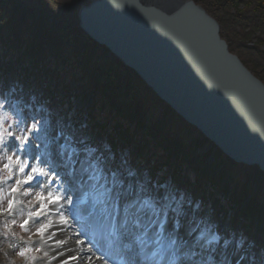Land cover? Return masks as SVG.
Segmentation results:
<instances>
[{
	"label": "trees",
	"instance_id": "trees-1",
	"mask_svg": "<svg viewBox=\"0 0 264 264\" xmlns=\"http://www.w3.org/2000/svg\"><path fill=\"white\" fill-rule=\"evenodd\" d=\"M76 1L72 6L67 0H0L1 130L11 122L17 130L21 127L17 111L22 105L33 110L30 125L42 120L43 110L57 118L65 116L70 127L59 124L68 139L86 141L97 156H108L110 166L126 162L125 168L142 183L160 189L167 185L171 197L177 192V202L188 196L192 204L200 205L199 233L206 236L209 228L211 234L221 235L219 224L229 218L230 234L237 230L238 245L250 242L251 258L262 264L264 173L254 165L230 160L132 69L92 40L79 27ZM192 1L216 21L222 13L232 25L243 28L250 23L237 43L254 50L264 63V0H255L248 15L245 0ZM255 30L263 37L250 44L248 38ZM226 43L264 83L262 64L253 63L255 70L251 69ZM6 90L9 100L2 108ZM22 129L25 132L26 127Z\"/></svg>",
	"mask_w": 264,
	"mask_h": 264
},
{
	"label": "water",
	"instance_id": "water-1",
	"mask_svg": "<svg viewBox=\"0 0 264 264\" xmlns=\"http://www.w3.org/2000/svg\"><path fill=\"white\" fill-rule=\"evenodd\" d=\"M79 27L230 160L264 173V84L192 0H90Z\"/></svg>",
	"mask_w": 264,
	"mask_h": 264
},
{
	"label": "snow or ice",
	"instance_id": "snow-or-ice-1",
	"mask_svg": "<svg viewBox=\"0 0 264 264\" xmlns=\"http://www.w3.org/2000/svg\"><path fill=\"white\" fill-rule=\"evenodd\" d=\"M42 130V125L35 121L26 126L22 135H16L8 129L0 130V147H7L8 138H11L18 141V144L13 146L27 152L32 145L33 136L41 138ZM61 139L64 140L63 143L53 141V148L49 155L58 163L48 171L42 167H34L29 161L21 160L20 156L12 154L7 157L8 163L3 164V169L8 174L6 178L14 174L13 165L15 164L20 173L30 169L23 180H16L17 185L31 184L36 181V186H39V177H45L49 184L55 183L61 177L62 169L69 185L75 187L76 195H82L90 202L91 207L99 213L100 222L106 221L108 234L126 242L130 250L140 245V250L143 252L151 241L162 258L164 253L171 255L172 264H215L216 250L205 247L204 233L201 232L199 236H196L194 235L196 229L185 226L187 212L182 202H177L166 190L161 191L158 185L140 182L136 173L125 168L126 162L110 166L112 162L108 156L106 154L97 156L96 150L89 147L86 141L75 142L63 137ZM34 158L39 159V157ZM17 190V187H13L11 192L15 193ZM25 194L28 193L25 192ZM36 201L39 202V207L34 213H30V216L40 217L49 205H59L57 211L62 222L67 224L60 209L65 204H73V195L52 191L45 194L43 191H37L33 202ZM14 203L15 201L10 199L4 211L11 212ZM27 224L28 220L25 219L20 227L24 228ZM50 227H52L51 222L41 224L37 234L43 237ZM219 240V236L213 235L208 243L219 242ZM56 243L62 245L66 241L57 240ZM80 243L82 241L77 240V244ZM30 251L32 249H21L18 255L23 257ZM58 255L63 254L58 253ZM150 255L154 257L157 252L151 250ZM148 258L149 255L143 258L136 255L130 264H141L142 259ZM69 259L76 260L77 257L71 256ZM244 259L245 257H240L236 264H242ZM61 264H68V260H63Z\"/></svg>",
	"mask_w": 264,
	"mask_h": 264
},
{
	"label": "rangeland",
	"instance_id": "rangeland-1",
	"mask_svg": "<svg viewBox=\"0 0 264 264\" xmlns=\"http://www.w3.org/2000/svg\"><path fill=\"white\" fill-rule=\"evenodd\" d=\"M245 1L248 3V8L244 9V13L248 15L251 11V7L254 6L255 0H245ZM68 2H69V5L73 6L74 0H67V3ZM89 2L90 0H87L86 3L83 0H77L75 2V4L77 3V6H78L77 13H78L80 6L87 5L89 4ZM238 6L239 8L244 7L243 3H240ZM230 12L233 13L234 10H231ZM217 19H218L217 21H219L220 24L222 25V28L221 26H219L220 36L226 42H229L233 46L235 51L238 50V54L240 55L242 59L245 60L246 65L250 66L251 69L255 70L253 63L255 64L261 63L262 67L264 68V63L261 62L259 57H257V54L254 52V50L243 49L237 43V42H240L239 40L244 38L246 33H248L249 31L248 26L250 25V23H246L243 28L241 25L239 26L238 24L232 25L230 21H228L229 19L227 18V16L223 15L222 13L219 14V18ZM262 37L263 36L260 35V32L255 30L254 33H252L249 36L248 42L252 44L254 43L255 40H257L258 38H262ZM261 48L264 50V45L261 46ZM257 68H258V71H261L259 67ZM260 77L264 78V74L260 75ZM7 91L8 90L5 91V94L7 93ZM77 107L79 106L77 105ZM26 110L27 109H25V111ZM23 111L24 109L19 112L18 117H20L21 122L25 124L24 120L27 121L28 114L31 115L32 113H29V112H32V111H29L28 113L25 114L26 118L24 120L22 117V113H24ZM44 116L46 119L48 117H51V119L49 118L50 122L49 121L47 122L45 118L42 120V122H45V121L46 122L41 124L43 127V130L40 133L41 138L38 139L34 135L35 139L38 142L37 143L39 146L38 148H35L34 145L32 144L27 150V152H25L24 150H20L18 147L13 146V145H17L18 142L12 140L11 138H8V146L6 148L0 147V170H1L0 172L2 173L4 172V175L6 174L5 176H8V174H7V171L3 169V164L8 163L7 157L12 154H15L16 156H20L21 160H27L28 156H32L33 159L29 161L32 166L42 167L45 169V171L49 170L48 163H50V160H48L46 153H45V150L47 149V145L52 143V147H53L54 140L59 141V143L64 142V140L61 139V137L63 138H67V137H65L64 132L60 129V124L65 126L68 123H67V119L65 116H62L60 118L58 117L57 122L55 121V118L51 113L44 115ZM7 129L9 131H13L11 130L10 125ZM0 130H1V127H0ZM22 130L23 129L21 127H18V132H19L18 135H22L24 133ZM34 157H39V159H35ZM27 171H30V169H26L25 173H20L17 170V166L14 164L13 165L14 174L10 178L0 177V264H39L40 261L46 260L49 257V251L47 248H45L40 243V240L42 239V237L37 234V229L40 227L41 224H45L49 222H51V225L52 224H56V225L63 224L62 218L59 212L57 211V209L54 211L56 212L55 216H53V214L48 213L49 208L51 207L59 208V205H49V208L45 210L44 212L45 218L41 222H38V223L32 222V216H30V213H34L39 207L38 201L33 202L36 192L43 191L45 194H47L49 190L45 189L41 185L25 186V184L23 183H21L20 185H17L16 180L17 179L23 180L24 176L27 174ZM64 176H65V173H64ZM33 182H36V181H33ZM59 184H60L59 186L62 185V187L65 188V191H67V193H65L66 195H73L74 197V202L72 205L65 204V206L60 209V211L63 212L64 218L67 220V222H73L75 219L78 218L80 208L83 204L84 198L82 195H79V196L76 195L75 187L72 185H69L66 177H63V181L60 182ZM13 187H17L18 189L15 193L11 192V189ZM25 192H27L28 194L26 195ZM10 199L15 201L13 210L11 212L4 211V209L7 208L8 201ZM189 201H190V198L188 196H185L182 201L184 209L188 208L187 205L190 204ZM75 211L77 212L75 213ZM84 212H86V210ZM25 219L28 220V224L23 228L25 230L22 233L23 240L21 239L19 240V238L17 237L18 235H20L18 228H21L20 225L23 223ZM105 224H106V221L102 222L103 228L104 227L107 228V225ZM189 224H191V219L188 222H186L185 226L187 227L189 226ZM219 226L221 225L219 224ZM223 227L224 225L221 226V228ZM74 228H75L76 233H80L82 236L87 237V233L85 232L87 229L85 230V227L83 224L81 223L76 224ZM194 228H195V223L190 225V229H194ZM196 230L198 231V229ZM205 232H208V234L204 236L205 237L204 244L210 246L211 249H215L217 251L215 253V257L216 255L221 254L222 252L231 250V246L229 244L231 240L230 236L224 239L223 247H218L217 249L216 246L218 245V242L213 241L211 244L208 243L209 241H211V237L213 236V234L209 232V228L206 229ZM253 234L257 236L258 233L254 231ZM199 235L200 233L198 231L196 236H199ZM103 236H104V232L102 233L101 237ZM220 239H223V237H221ZM33 240L39 241L36 244V246L31 245V241ZM225 241H227V244H225ZM246 244H249V243L247 242ZM228 246H229V249L228 250L225 249V248H228ZM137 247L138 245H136V248ZM21 249H32V251L28 252L25 256L22 257L18 255ZM36 249H39V251H36ZM244 250H246L247 252L249 251L247 250V246L244 248ZM238 252L239 251H235V253L234 252L232 253V258L229 264H232L236 260V258L239 256ZM45 253H47V255H45ZM240 257H245V256L240 255ZM118 260H122V259L119 258ZM118 260L116 263H118ZM243 261H244L243 262L244 264L246 263L245 261H247L246 264L251 263V262H248L246 257Z\"/></svg>",
	"mask_w": 264,
	"mask_h": 264
},
{
	"label": "bare ground",
	"instance_id": "bare-ground-1",
	"mask_svg": "<svg viewBox=\"0 0 264 264\" xmlns=\"http://www.w3.org/2000/svg\"><path fill=\"white\" fill-rule=\"evenodd\" d=\"M56 209L57 208L55 207H51L48 211L55 216L56 212L54 211ZM81 219L85 221V224L89 228L90 235L95 239H99L102 234V225H100L99 216L91 217L83 211ZM74 226V222H67V224L63 223L61 225L52 224V227L44 233L42 239L40 240V243L48 249L49 257L46 260L40 261L39 264H61L63 260H68V264H116L107 259L102 253L93 247L90 242H88L86 237L76 235L77 233ZM57 240H63L66 241V243L57 245ZM77 240L82 241V243L77 244ZM121 247H123L122 253L124 254L122 261L126 264H130V261L134 259L136 253H138L141 258L145 255H149V258L152 257L150 255L151 250L144 249L143 252H141V246L137 248L135 246L134 249L130 250V248L126 245V242H123ZM58 253H62L63 255H58ZM71 256H75L77 259H69ZM228 257L229 254L226 255V258ZM124 262H120V264H125ZM144 262L145 259H142L141 263Z\"/></svg>",
	"mask_w": 264,
	"mask_h": 264
}]
</instances>
